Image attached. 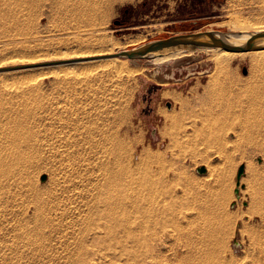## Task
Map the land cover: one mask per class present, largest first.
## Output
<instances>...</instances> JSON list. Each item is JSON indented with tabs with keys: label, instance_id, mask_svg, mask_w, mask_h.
I'll return each mask as SVG.
<instances>
[{
	"label": "rangeland",
	"instance_id": "1",
	"mask_svg": "<svg viewBox=\"0 0 264 264\" xmlns=\"http://www.w3.org/2000/svg\"><path fill=\"white\" fill-rule=\"evenodd\" d=\"M21 1L0 0V67L16 65L15 63L19 62L67 59L78 54L92 53L105 47V41L113 36L124 41L123 48H126L152 38L175 33L236 29L232 23L235 16L242 21L264 26V0H111L110 7L107 1L103 0L90 21L81 16L79 19L75 15L72 16L58 0L55 2L32 0L33 4L31 0L28 3V0L20 3ZM18 3L20 9H17ZM16 18L19 22L23 20L25 23L23 21L18 23ZM22 22L24 28L20 25ZM19 28H23V31ZM215 52L198 49L191 52L188 57L179 59L168 57L163 61L149 58L128 59L124 65L120 64L122 71L120 67L109 69L97 66L101 61L36 65L22 68L20 71H0V145L2 147L0 160L1 162L6 160L0 164V167L6 163L4 167L6 173H3L1 179L9 180L4 182L8 183L7 186L6 184L0 186V264H126L128 259L135 261V258L136 261L132 262L135 264L140 258L145 260L143 264H160V262L161 264H197L199 261L201 262L198 264L202 262L203 264H263L264 56L251 57L246 54L236 57L230 64L223 61L217 64L218 54ZM15 58H18L17 61H14ZM126 66L133 67L126 68ZM133 68L134 70L137 68L136 72L129 70ZM166 71L167 73L164 74ZM35 77L39 79L33 80ZM163 90L166 92L175 90V93H180L178 96L180 95L181 99L170 97ZM203 93H207L206 103L201 97L204 96ZM197 94L201 96L198 97ZM196 98L200 101L196 102ZM182 99L189 103L184 104L180 101ZM211 99L213 102H210ZM168 101H171V107L168 106ZM194 101L195 106H193ZM189 109L191 111H188ZM195 113L196 115L192 116ZM25 127L29 128L25 131ZM97 130L98 133L101 131L99 134L102 135L96 134ZM26 132L27 135L31 133L28 135L29 138ZM20 133H22L21 137ZM10 135H15L14 139ZM1 140H9V143L5 146ZM16 140L18 142L20 140L22 147ZM106 141L107 145L104 144ZM92 148L98 152H93ZM101 150L107 153L110 151L108 159L111 156L109 159L111 163L108 161L110 163L108 173L105 168H100L102 165H96V155L102 152ZM115 151L125 154H122L125 158L121 156L124 163L126 162V166L123 163L125 170L121 169L122 185L124 181L127 186L138 182V185L136 182L131 189L129 186L124 187L125 185L122 187V196H125L121 198L124 202L121 203L122 208L119 207L122 212L117 208L116 210L113 207L115 201H112L111 205L109 199H106V203L114 209L112 208V211L111 208L106 207L104 203L106 197L99 195L103 194L99 193L100 189L104 188L103 184L106 183L108 187L110 175L116 177L119 174V167L114 165ZM3 153L9 157L2 155ZM18 154L20 155L17 156ZM10 162L16 167L14 172ZM88 162L94 165L86 169ZM142 163L143 169L140 165ZM251 163H254L257 169L251 170L249 166ZM242 164H245V172L238 180V170ZM164 165L166 168L161 169L160 166L164 168ZM202 166L206 167L205 172L198 170ZM127 167H132L130 172ZM149 168V172H152L146 175L144 170ZM126 171L128 176L125 175ZM96 172L101 176L96 175ZM162 174L163 178L160 177ZM43 175H46L44 180ZM130 175L134 176L130 177L133 183L126 178ZM147 176L150 181H146ZM106 177L108 179H105ZM100 178L107 181L104 182ZM134 178H137L135 182ZM257 179H260V183ZM98 182L103 187L97 185ZM114 182L116 183L115 180ZM157 185L158 189L155 187ZM261 185L263 187H258ZM135 186L138 190L140 189L138 186H143V192L146 189L149 192L145 191L142 195L141 189V201L137 194L139 192L133 193ZM145 186H149L151 191ZM256 187L259 188L258 192L262 190L263 192L258 193ZM129 189L130 192H127ZM152 189L153 192L156 189L157 196ZM216 191L219 195L218 200L215 198ZM36 195H41L46 200L50 199V206L45 208V211L37 208ZM126 196L127 199L131 196L132 200L129 198L130 200L126 201ZM133 198H138L136 200L142 203ZM142 198L148 202H143ZM151 200L154 202L152 203ZM205 200L207 201L204 202ZM136 202L139 205L135 204ZM143 203L149 205L146 206V210L145 206L140 207L144 205ZM125 204L129 206H124ZM160 204L161 207L165 206L164 209L160 210ZM131 205L137 207L133 209ZM204 206L212 209L213 212L205 209ZM123 207L131 210L129 215ZM140 208L145 213L155 209L154 212H150H153L152 214L148 212L142 217ZM107 210H111V213ZM112 212H115L116 217ZM118 212L123 219L119 218L121 216ZM154 213L160 218L156 219ZM194 215L199 219L205 215L202 218L205 220L201 219L198 222ZM113 216L117 219L114 222ZM147 216H150L151 222L153 220L154 225L147 222L150 226L153 225L151 227L146 223L149 220ZM153 216L155 219H152ZM208 217L211 224L203 225L205 221L208 222ZM163 218L166 219L165 222L167 219L171 221L161 223L164 220L160 221V219ZM125 220L127 223H124ZM132 223H137L135 228L132 227ZM159 223L162 225L161 228ZM138 224L140 229L137 228ZM119 225L123 226V229ZM108 226L111 227L107 228ZM141 228L144 230L148 228L149 234L144 230L143 233ZM214 229L216 233L212 235ZM137 230L142 232L135 234ZM160 230L162 233L164 230L166 235L159 233ZM195 231H197L196 236L200 234L199 238L195 236ZM111 232L116 233V237L113 233L111 236ZM127 232L132 236L129 237L130 234H126ZM154 232L159 233L156 234L159 238ZM203 232L206 238L208 235V238H211L206 240L209 243L205 242L207 245L210 244L208 247L204 244L206 250L210 252L204 249L200 256L196 250L193 253L191 244L197 245V241L204 235ZM140 233L144 234H141L142 237L147 234V240L153 239L158 250L153 244L150 247L151 244L147 242L150 245L148 247L140 237ZM133 235L135 238L139 235V241L136 242L142 240L139 245H135L137 239ZM177 235H182L181 237L187 241L179 236L176 237ZM130 238L132 243L129 242ZM160 238L163 241H160ZM112 239L116 241L111 243ZM118 240H121V243L125 241V245L130 244L128 247L132 249L138 246L136 248L138 250L134 248L138 253L133 250L131 259L132 249L126 248L127 245L122 243L124 249ZM140 245H143L141 246L143 249ZM147 247L151 249L152 254L146 249ZM153 247L156 248V252L160 251L156 256ZM122 250L127 256L121 254ZM125 250L127 253L130 250V253L127 254ZM193 254L198 262L190 258L194 257ZM211 254H214V257ZM183 255L187 257L184 259ZM205 257L211 262L205 260ZM187 258H190L188 259L190 262L184 261ZM202 258L205 259L201 260ZM141 260L138 264L143 262ZM129 263L131 262H127Z\"/></svg>",
	"mask_w": 264,
	"mask_h": 264
},
{
	"label": "bare ground",
	"instance_id": "2",
	"mask_svg": "<svg viewBox=\"0 0 264 264\" xmlns=\"http://www.w3.org/2000/svg\"><path fill=\"white\" fill-rule=\"evenodd\" d=\"M24 1H25V0H24ZM46 1H47V0H46ZM50 1H52V0H50ZM53 1L55 2V0H53ZM58 1L61 2V3L58 2L60 5L63 4V6L66 7L65 10H68V11L71 13L72 16L75 15V16H77L78 19H79V17L81 16V18H83V19L86 18V20L88 19V21H90L91 18H92V16L95 14V12L97 13V11H98V9H99V8H98L99 3L102 2L103 0H58ZM106 1H107L106 3L108 4V6L110 7L111 0H106ZM22 2H23V0H22L20 3H22ZM28 2H29V0L27 1V3H28ZM47 2H48V1H47ZM31 3L33 4L32 0H31ZM50 3H51V2H50ZM25 4H26V2H25ZM25 4H23V5H25ZM32 4H30V5H32ZM34 4H35V1H34ZM18 5H19V6H18L19 8H17V9H20V4L18 3ZM23 5H22V6H23ZM27 5H28V4H27ZM27 5H26V6H27ZM10 6H11V5H10ZM12 6H13V5H12ZM16 6H17V4H16ZM16 6H14V7L16 8ZM22 6H21V7H22ZM12 8H13V7H12ZM12 8H11V10H12ZM22 8H23V7H22ZM63 8H64V7H63ZM9 9H10V8H9ZM17 9H16V10H17ZM22 10H23V9H22ZM22 10H21V11H22ZM65 10H64V11H65ZM18 11H19V10H18ZM21 11H20V12H21ZM68 11H67V13H68ZM13 12H15V11L13 10ZM65 12H66V11H65ZM15 13H16V12H15ZM15 13H13L14 16H15ZM18 13H19V12H18ZM68 14H69V13H68ZM17 15H18V14H17ZM69 15H70V14H69ZM64 16H65V15H64ZM15 17H16V16H15ZM67 17H68V16H67ZM67 17H66V18H67ZM18 18H20L19 15H18ZM77 18H76V19H77ZM21 19H23V16L21 17ZM76 19H75V20H76ZM15 20L18 21L17 18H16ZM21 21H23V20H21ZM21 21H20V22H21ZM77 21H78V20H77ZM20 22L18 21V23H20ZM23 22H24V21H23ZM23 22H22V24H20V25H21V26L23 25L22 27L24 28V23H25V22H24V23H23ZM82 22H83V21H82ZM86 22H87V21H86ZM16 23H17V22H16ZM18 23H17V24H18ZM232 23L236 26V27H235L236 29H233V30H242V31H250V30L259 31V30H264V26H260L259 23H250V22H248V21H242V20H240V18H238V16H237V17H236V16L233 17V19H232ZM20 25H19V26H20ZM23 28H22V29H23ZM19 29H21V28H19ZM22 29H21V30H22ZM212 30H215V29H208V31H212ZM22 31H23V30H22ZM199 31H202V30H199ZM130 41H131V40H130ZM127 42H128V40H127ZM136 44H139V43H136ZM136 44H134V45H136ZM124 45H125V42H124V41H122L119 37H114V36H113V37H111L110 39H108V40L105 41V47H102V48H100V49H98L97 51L92 52V53H83V54H78V55L70 56V57L67 58V59L70 60V61L60 62L59 64H63V63H65V64H79V63L90 62V61H91V62H93V61H101L100 63L97 64V66H99V67L102 66V67L109 68V69H113V68H116V67H118V68L120 67V68H121L122 65H120V64H123V65H124V62L127 61L128 59H130V60H136V58H122V57H118V56H115V57H105V56H106V55H109V54H112V53H115L116 51H118V50H120V49H123V47H125ZM132 46H133V45H132ZM198 49L216 51L215 53L218 54V57H216L217 64H218V62H220V63H223V62L226 63V62H227V64H228V63L230 64V63H231L236 57H238V56H244V55H246V54H247V55L249 54L251 57H257L258 55H263V56H264V47H262V48H240V47H228V46H220V45H195V46H190V47H186V48H178V49H175V50L167 51V52H165V53L155 55L153 58H149V59H155V60H160V61H163V60H165V59L168 58V57H174V58H176V59H179V58H181V57H188V56H190V53H191V52L196 51V50H198ZM105 50H106V51H105ZM17 59H18V58H15L14 61H17ZM48 60H49V61H48ZM55 60H61V59H46V60H40V61L19 62V63H15V64H16V65H30V66L41 65V66H43V65H50V63H47V62H51V61H55ZM130 60H129V61H130ZM146 60H147V59H146ZM155 60H154V61H155ZM222 61H223V62H222ZM125 63H126V62H125ZM127 63H128V62H127ZM52 64H53V63H52ZM59 64H58V63H54V65H59ZM128 64H129V63H128ZM128 64H127V65H128ZM222 65H223V64H222ZM9 66H14V65H9ZM30 66H29V67H30ZM128 67H129V66H128ZM128 67L126 66V68H128ZM131 67H133V66H131ZM131 67H129V68H131ZM145 67H146V66H145ZM138 68H139V67H138ZM20 69H22V68L2 70L1 72H7V71H20ZM124 69H125V67H124ZM136 69H137V68H136ZM136 69L134 70V68H133L132 70H131V69H129V70H130V71H133V70H134V71L136 72ZM140 70H142V68H141ZM140 70H139V71H140ZM118 71H119V69H118ZM120 71H122V68H121ZM140 72H142V71H140ZM166 73H167V71H166L164 74H166ZM212 77H214V76H212ZM38 79H39V78H36V77H35L33 80H38ZM167 90H168V89H167ZM207 90H208V89H207ZM163 91L166 92V90H163ZM206 92H207V91H206ZM209 93H211V92H209ZM166 94H167L168 96H170V97H174V98L176 97L177 100H178V99H181V98H180L181 96H180V95L178 96V94H180V93H178V94H177V92L175 93V90H174L173 92H172V91H170V92L168 91V92H166ZM203 94H204V93H203ZM203 94H202V95H203ZM215 94H216V93H215ZM162 95H163V94H162ZM197 95H198V97L201 96V94H197ZM197 95H196V96H197ZM206 95H207V93L204 94V96H201V97H203V100L205 99L204 102L206 101V98H205ZM207 97H208V99H209V98H210V95L207 96ZM211 97H212V94H211ZM183 98H184V97H183ZM212 99H213V98H212ZM212 99H211V100H212ZM184 100H185V98H184ZM196 100H197L196 102L200 101V100L197 99V98H196ZM201 100H202V99H201ZM211 100H210V102H213V100H212V101H211ZM180 101H183V99L180 100ZM183 102H184V101H183ZM185 102H187V100H186ZM185 102H184V104H185ZM187 103H189V101H188ZM205 103H206V102H205ZM181 104H183V103L181 102ZM188 105L190 106L191 104H188ZM183 106H185V105H183ZM193 106H195V101H194ZM183 108H184V107H183ZM183 108H182V109H183ZM186 108L188 109L187 106H186ZM0 109H1V108H0ZM187 109H186V110H187ZM190 109H191V108H190ZM190 109H189L188 111H191ZM195 109H196V108H195ZM183 110H185V109H183ZM162 111H163V110H162ZM196 111H198V110L196 109ZM196 111H195V112H196ZM163 112L165 113V111H163ZM185 112H186V111H185ZM192 112H193V110H192ZM185 114H186V113H185ZM190 114H191V113H190ZM167 115L170 116V114H167ZM194 115H196V113L193 114L192 116H194ZM190 116H191V115H190ZM194 120H195V119H194ZM194 120H193V121H194ZM195 121H196V120H195ZM195 121H194V123H195ZM190 122H191V121H190ZM188 123H189V122H188ZM191 123H192V125H194L193 122H191ZM20 124H21V123H20ZM185 124H186V123H185ZM186 125H188V124H186ZM186 125H184V127H185ZM18 126H19V124H18ZM21 126H22V125H21ZM21 126H20V127H21ZM23 126H24V125H23ZM3 127H4V126H3ZM187 127H188V126H187ZM190 127H192V126H190ZM5 128H6V126H5ZM5 128H3V129H5ZM28 128H29V127H28ZM28 128L25 127V131H26V129H28ZM92 128H93V127H92ZM185 128H186V127H185ZM21 129H22V128H21ZM183 129H184V128H183ZM19 130H20V129H19ZM98 130H99V129H98ZM98 130H97L96 134L98 133ZM100 130H101V129H100ZM102 130H103V129H102ZM20 131H21V130H20ZM23 131H24V129H23ZM181 131H182V130H181ZM183 131H184V130H183ZM100 132H101V131H100ZM100 132H99V133H100ZM105 132H108V131L105 130ZM10 133H11V132H10ZM14 133H15V131H14ZM14 133H13V134H14ZM23 133H24V132H23ZM99 133H98L99 136L102 135V134H99ZM102 133H103V132H102ZM108 133H109V132H108ZM185 133H186V132H185ZM7 134H8V133H7ZM21 134H22V133H20V137H21ZM24 134H25V133H24ZM30 134H31V133H30ZM30 134L28 133V135H30ZM105 134H106V133H105ZM181 134H182V133H181ZM183 134H184V133H183ZM183 134H182V135H183ZM26 135H27V132H26ZM26 135H25V136H26ZM28 135H27V136H28ZM188 135H189V132H188L187 136H188ZM5 136H7V135H5ZM13 136H15V135H12V136L10 135L11 138H13ZM16 136H17V135H16ZM107 136H108V134H107L105 137L107 138ZM29 137H30V136H28V138H29ZM91 137H92V136H91ZM101 137H102V136H101ZM101 137H96V138L98 139V138H101ZM103 137H104V136H103ZM105 137H104V138H105ZM109 137L111 138V136H109ZM4 138H5V137H4ZM8 138H9V136H8ZM17 138L19 139V136H18ZM23 138H24V136H23ZM25 138H26V137H25ZM28 138H27V139H28ZM106 138H105V139H106ZM9 139H10V138H9ZM13 139H14V138H13ZM27 139H26V140H27ZM91 139H92V138H91ZM102 139H103V138H102ZM108 139H109V138H108ZM20 140H22V138H21ZM20 140H19V142L16 140V141L19 143V145H20ZM29 140H30V139H29ZM1 141H2V140H1ZM12 141H13V140H12ZM12 141H11V142H12ZM14 141H15V140H14ZM27 141H28V140H27ZM90 141H91V140H90ZM90 141H89V142H90ZM98 141H99V140H98ZM100 141H101V140H100ZM104 141H105V140H104ZM111 141H112V139H111ZM22 142H23V141H22ZM94 142H95V141H94ZM94 142H93V143H94ZM108 142H109V141H108ZM8 143H9V140H8V141H7V140H3V141H2V144H4L5 146H6V144H8ZM13 143H15V142H13ZM18 143H17V144H18ZM24 143H25V142H24ZM105 143H107V141L104 142V144H105ZM111 143H112V142H111ZM120 143H121V142H120ZM114 144H115V146L117 145V144H116V141H115ZM118 144H119V143H118ZM9 145H10V144H9ZM9 145H7V146L9 147ZM19 145H17V146H19ZM93 145H94V144H93ZM105 145H107V144H105ZM109 145H110V144H109ZM112 145H113V144H112ZM112 145H111V146H112ZM120 145H121V144H120ZM122 145H123V144H122ZM14 146H15V144H14ZM20 146H21V145H20ZM90 146H91V144H90ZM94 146H95V145H94ZM96 146H97V145H96ZM98 146H99V145H98ZM118 146H119V145H118ZM11 147H12V146H11ZM21 147H22V146H21ZM21 147H20V148H21ZM122 147H123V146H122ZM0 148H2L1 145H0ZM4 148H5V147H4ZM9 148H10V147H9ZM23 148H24V147H23ZM93 148H94V147H93ZM93 148H92V149H93ZM96 148H97V147H96ZM98 148H99V147H98ZM102 148H104V147H102ZM107 148H108V150H109V147H108V146H107ZM110 148H111V147H110ZM114 148H115V147H114ZM116 148H117V147H116ZM17 149H19V147H18ZM21 149H22V148H21ZM21 149H20V150H21ZM94 149H95V148H94ZM94 149L92 150L93 152L96 151V150H94ZM99 149H101V147H100ZM104 149H105V148H104ZM117 149H118V148H117ZM15 150H16V147H15ZM20 150H19V151H20ZM108 150H107V151H108ZM120 150H121V148H120ZM13 151H14V149H13ZM25 151H26V150H25ZM101 151H102V152H100V153L98 154L99 156L96 155V156H97L96 165H99V164L102 165L100 168H101V169H102V168H105L106 170H105V169H104V170L107 171V173H108V169H110V168H109V167H110L109 164L111 163V160L109 161V159L111 158V156H110V158L108 159V155H109L108 153L111 151V149H110V151H109L108 153H107L106 151H104V150H101ZM122 151H123V150H122ZM17 152H18V151H17ZM20 152H21V151H20ZM20 152H19V153H20ZM22 152H23V151H22ZM96 152H98V151H96ZM124 152H125V149H124ZM26 153H27V152H25V154H26ZM0 154H1V153H0ZM6 154H7V153H6ZM14 154H15V159H16V153H14ZM23 154H24V153H23ZM112 154H113V153H112ZM115 154H116V157H115L114 165L119 167V172H118L119 174L117 173L118 175H116V177H115V176H112V175H110V177L108 176V177H109V183L107 182V183H108V187H107V184H106V183H105V185L103 184V186H104L103 190H102V188H101V187H103V186L101 185V184H102V180H103L102 178H103V177L100 178V179H102V180H101V184H99L100 182H98L97 185H101V187L99 186V187L101 188V189H100L101 191H99V188H98L97 190L99 191V193L102 192L103 194H105V195H103V194H99L100 196H104V198L106 197L104 203L107 202L106 199H109V203H110V200H111V205H112V201H113V202L115 201L113 207H114L115 209L117 208V209L120 210L119 207L122 208V206H123V205L121 204V203L123 202V201L121 200V198L123 199V198L125 197V196H122V187H123L124 185H125L124 187H126L127 185L125 184L126 181H124L125 183H124V185H122V177H123L122 174H123V172L121 171V169H124L125 167H123L124 160H123V158H122L121 156H123L122 154H124V153H119V151H117V152L115 151ZM119 154H121V155L119 156ZM2 155L6 156L4 153H3ZM11 155H12V154H11ZM19 155H20V154H18L17 156H19ZM124 155H125V154H124ZM96 156H95V157H96ZM6 157H9V155L6 156ZM23 157L25 158V155H23ZM123 157L125 158V156H123ZM2 158H4V157H2ZM12 158H13V157H12ZM19 158H20V157H19ZM24 158H23V159H24ZM15 159L13 158V160H15ZM20 159H21V158H20ZM23 159H22V160H23ZM113 159H114V158H113ZM113 159H112V160H113ZM10 160H11V159H10ZM2 161H3V160H2ZM18 161H19V159H18ZM108 161H109L110 163H109ZM158 161H159V160H158ZM158 161H156V162H158ZM160 161H161V160H160ZM4 162H6V160H4L3 162H1V160H0V164H1V163H4ZM7 162H9V161H7ZM21 162H22V161H20V163H21ZM23 162H25V161H23ZM99 162H101V163H99ZM149 162H150V161H149ZM149 162H148V163H149ZM152 162H153V161H152ZM10 163H11V165H13L12 162H10ZM13 163H14V162H13ZM16 163L19 164V162H16ZM16 163H15V164H16ZM158 163H159V162H158ZM5 164H6V163H5ZM5 164L2 165L3 167H0V184H1L0 186H1V187H3V185L6 184V183H4V182H6V181L8 180L7 178L5 179V181H4L3 179H1L2 176H3V173H4V174L6 173V168H4V167H6ZM17 164H16V165H17ZM21 164H22V163H21ZM21 164H20V165H21ZM125 164H126V162L124 163V165H125ZM164 164H165V163H164ZM11 165H10V166H11ZM20 165H19V166H20ZM24 165H25V164H24ZM93 165H94V164H93L92 162H88V163H87V167H86V169L92 167ZM108 165H109V167H108ZM140 165H142V168H141V169H143V168H144V167H143V163L140 164ZM144 165H145V164H144ZM146 165H147V163H146ZM151 165H152V163H151ZM151 165H150V167H151ZM158 165H159V164H158ZM161 165H163V164H162V161H161ZM0 166H1V165H0ZM14 166H15V165L12 166V168H14V169L12 170L13 172L15 171V168H16V167H14ZM112 166H113V164H112ZM125 166H126V165H125ZM249 166H250V168H252L251 170L257 169V167H256V165H255L254 163L249 164ZM21 167H22V166H21ZM95 167H96V166H95ZM98 167H99V166H98ZM98 167H97L96 170H98ZM113 167H114V166H113ZM145 167H147V166H145ZM148 167H149V164H148ZM160 167H161V169H165V168H166V165H164V168H162L163 166H160ZM160 167H159V168H160ZM9 168H10V167H9ZM18 168H19V169H22V168H20V167H18ZM100 168H99V169H100ZM127 168H129L128 171L130 172V170H131L132 167H127ZM154 168H155V167H154ZM154 168H153V170H154ZM4 169H5V170H4ZM112 169H114V168H112ZM141 169H139L138 172H140ZM145 169H146V168H145ZM124 170H125V169H124ZM151 170H152V168H151ZM10 171H11V169H10ZM105 171H103V172H105ZM112 171H113V170H112ZM128 171H126V173H127ZM145 171H147V172H145ZM149 171H150V168H149L148 170H144V173L147 175V173H151V172H152V171H151V172H149ZM157 171H158V168H157ZM157 171H156V169H155V172H156V173H157ZM7 172H9L8 169H7ZM18 172H20V171H18ZM93 172H94V170H93ZM99 172H100V170H99ZM133 172H134V171H133ZM133 172H132V173H133ZM15 173H16V172H15ZM94 173H95V172H94ZM96 173H97V172H96ZM100 173H101V172H100ZM121 173H122V174H121ZM134 173H135V172H134ZM144 173H142V174H144ZM153 173H154V172H153ZM7 174H8V173H7ZM7 174H6V175H7ZM12 174H13V173H12ZM12 174H11V175H12ZM105 174H106V172H105ZM105 174H104V176H105ZM110 174H111V173H110ZM130 174H131V173H130ZM136 174H137V172H136ZM138 174L141 175V173H138ZM157 174H159V172H158ZM8 175H9V174H8ZM11 175H10V176H11ZM13 175H14V174H13ZM17 175H18V173H17ZM96 175H98V173H97ZM125 175L128 176V173L125 174ZM134 175H135V174H134ZM148 175H149V174H148ZM152 175H153V174H152ZM98 176H101V175H98ZM102 176H103V175H102ZM127 176H126V178H129V182H131V181H130V177H132V176H131V175H130L129 177H127ZM137 176H138V175H137ZM263 176H264V175H263ZM4 177H5V176H4ZM7 177H8V176H7ZM11 177H12V176H11ZM113 177H114V178H113ZM133 177H134V176H133ZM133 177H132V178H133ZM139 177H140L141 179L144 180V178H143L142 176H139ZM154 177H156V176H154ZM158 177H159V176H158ZM160 177L163 178V174H162V176L160 175ZM258 177H259V175H258ZM258 177H257V178H258ZM260 177H261V176H260ZM9 178H10V177H9ZM97 178H98V177H97ZM124 178H125V177H124ZM132 178H131V179H132ZM56 179H57V178H56ZM105 179H108V178L106 177ZM136 179H137V178H134V182H135ZM149 179H150V178H149ZM149 179H148V176H147L146 181L149 180ZM156 179H157V178H155V180H156ZM160 179H161V178H160ZM260 179H262V177H261ZM260 179H259V180H260ZM263 179H264V177H263ZM98 180H99V178H98ZM114 180L116 181V183L114 182ZM123 180H124V179H123ZM152 180H154V178H153ZM259 180L257 179L258 183H260ZM8 181H9V180H8ZM58 181H59V180H58ZM103 181L105 182V181H107V180H103ZM132 181H133V180H132ZM139 181H140V180H139ZM149 181H150V180H149ZM158 181H159V180H158ZM158 181H157V182H158ZM163 181H164V180H163ZM255 181H256V180H255ZM263 181H264V180H262V182H263ZM136 182H137V181H136ZM136 182H135V183L131 182V183H133V185H131V184L128 185V186L130 187V189H131V186H134V184H136ZM140 182H141V181H140ZM143 182H144V181H143ZM143 182H142V184H143ZM153 182H154V181H153ZM157 182H156V183H157ZM160 182H161V181H160ZM160 182H159V183H160ZM147 183H148V182H147ZM159 183H158V184H159ZM161 183H162V182H161ZM161 183H160V184H161ZM7 184H8V183H7ZM7 184H6L5 186H7ZM90 184H91V183H88V185H90ZM142 184H140V185H142ZM149 184H150V183H149ZM151 184H154V183H151ZM88 185L86 184L87 187H88ZM94 185H96V183H94ZM94 185H93V186H94ZM136 185H138V182H137ZM145 185H147V184H145ZM154 185H155V184H154ZM154 185H152V186H154ZM256 185H258L257 182H256ZM84 186H85V184H84ZM128 186H127V187H128ZM143 186H144V184H143ZM143 186H138V187H140L139 190H138V189L136 188V186H135L136 189H134V191H133V193H134V192H139V193H137V194H139V196L136 195V197L138 196L139 199L141 198L142 195H144V192L147 190L146 188L150 189V187H149L150 185H149L148 187L145 186V187H146V188H145L146 190L143 192V189H142ZM161 186H163V185L161 184ZM1 187H0V188H1ZM90 187H92V186H90ZM155 187L157 188L158 185L155 186ZM258 187H263V186L261 185V186H258ZM4 188H5V187H4ZM7 188H8V187H7ZM133 188H134V187H133ZM133 188H132V189H133ZM159 188H160V187H159ZM161 188H162V187H161ZM2 189H3V188H2ZM8 189H9V188H8ZM8 189H6V190L8 191ZM82 189H83V188H82ZM86 189H87V188H86ZM90 189H91V188H90ZM123 189L126 191L125 188H123ZM130 189H129V191H127V192H130ZM141 189H142V193H143V194L140 192ZM157 189H158V188H157ZM216 189H217V188H216ZM255 189H257V187H256ZM262 189H263V188H262ZM3 190H4V189H3ZM124 190H123V191H124ZM135 190H137V191H135ZM258 190H259V188L257 189V192H258ZM98 191H97V193H98ZM149 191H151V189H150ZM155 191H156V189L154 190V192H155ZM193 191H194V190H193ZM193 191H192V193H193ZM214 191H215V190H214ZM217 191H218V190H217ZM217 191H216V196H217V197H215L216 199L219 197V195L217 194ZM260 191H261V189H260ZM3 192H4V191H3ZM3 192H1V194H2ZM146 192H148V191H146ZM152 192H153V189H152ZM152 192H151V194H152ZM154 192H153V193H154ZM159 192H160V191H159ZM159 192H157V193L159 194ZM194 192H195V191H194ZM261 192H263V190H262ZM261 192H258V193H261ZM77 193H78V192H77ZM92 193H93V192H92ZM92 193H91V194H92ZM123 193H124V192H123ZM125 193H126V192H125ZM140 193L142 194L141 196H140ZM148 193H149V192H148ZM190 193H191V192H190ZM196 193H197V191H196ZM75 194H76V193H75ZM214 194H215V193H214ZM94 195H95V193H94ZM130 195H131V193H130ZM134 195H135V194H134ZM147 195H148V194H147ZM149 195H150V194H149ZM155 195L157 196L156 192H155ZM196 195H197V194H196ZM36 196H37V195H36ZM145 196H146V195H145ZM145 196H144V198L147 199L148 196H147V197H145ZM153 196H154V195H153ZM98 197H99V196H98ZM132 197H133V195H132ZM132 197H131V196H130V197L128 196V199H127V196H126V199H127L126 201L130 200ZM134 197H135V196H134ZM154 197H155V196H154ZM158 197H159V196H158ZM158 197H156V198H158ZM197 197H198V196H197ZM259 197H260V194H259ZM259 197H258V198H259ZM262 197H264V196H262ZM35 198H36V197H35ZM45 198H46V197H45ZM100 198H101V197H100ZM129 198H130V199H129ZM138 198H133V200H136V199H138ZM144 198H142V200H143ZM194 198H195V197H194ZM47 199H48V198H47ZM146 199H144L145 201L143 200V202H146V201H147ZM150 199H152V198H150ZM153 199H154V198H153ZM153 199H152V200H153ZM196 199H197V198H196ZM216 199H215V200H216ZM218 199H219V198H218ZM218 199H217V200H218ZM261 199H262V198H261ZM52 200H53V199H52ZM117 200H118L119 202H117ZM131 200H132V199H131ZM152 200H151V202H152ZM158 200H159V199H158ZM158 200H156V201H158ZM212 200H214V199H212ZM217 200H216V201H217ZM263 200H264V199H263ZM263 200H262V201H263ZM49 201H50V199H49V200H46V199H44L41 195H38L35 204H36V206H37L38 209H41V210H44V211H45V208H48V206H50V205H49V203H50ZM124 201H125V200H124ZM136 201H137V200H136ZM140 201H141V199H140ZM140 201H137V202H140ZM162 201H163V200H162ZM162 201H161V204H162ZM200 201H201V200H200ZM206 201H207V200H205L204 202H206ZM221 201H222V200H221ZM259 201H260V198H259ZM132 202H134V201H132ZM137 202H136L135 204H138ZM147 202H148V201H147ZM151 202L149 201V203H151ZM153 202H154V201H153ZM153 202H152V203H153ZM202 202H203V201H202ZM202 202H200V203H202ZM212 202H213V201H212ZM214 202H215V201H214ZM109 203H108V204H109ZM123 203H124V202H123ZM126 203H127V202H126ZM140 203H142V202H140ZM155 203H156V202H155ZM158 203H159V201H158ZM158 203H157V204H158ZM216 203H217V202H216ZM219 203H220V202H219ZM51 204H52V201H51ZM129 204H130V203H129ZM143 204H144V203H143ZM157 204H156V205H157ZM161 204H160V210L164 209L163 207H165V206H162V207H161ZM203 204H205V203H203ZM203 204H202V205H203ZM212 204H213V203H212ZM105 205H107V203H106ZM111 205H107L106 207L111 208V207H110ZM126 205H127V204H125L124 206H126ZM132 205H133V204H132ZM132 205H131V206H132ZM138 205H139V204H138ZM152 205H153V204H152ZM154 205H155V204H154ZM202 205H201V206H202ZM214 205H216V204L214 203ZM128 206H129V205H127V207H128ZM131 206H130V207H131ZM142 206H143V207L145 206V210H146V206H149V205H145V204H144V205H140V207H142ZM201 206H200V207H201ZM206 206H208V205L206 204ZM113 207H112V208H113ZM130 207H129V208H130ZM132 207H133V206H132ZM134 207H137V206H134ZM134 207H133V209H134ZM138 207H139V206H138ZM157 207H159V206H157ZM204 207H205V206H204ZM112 208H111V210L113 211L114 208H113V209H112ZM155 208H156V206H155ZM155 208H154V209H155ZM161 208H162V209H161ZM212 208H213V207H212ZM214 208H215V207H214ZM216 208H218L217 205H216ZM38 209H37V210H38ZM117 209H116V210H117ZM123 209H126V210L129 212L128 215L130 214L131 210H128V209L125 208V207H123ZM150 209H152V206L150 207ZM154 209H153V210H154ZM158 209H159V208H158ZM158 209H157V210H158ZM205 209H207V207H205ZM205 209H204V210H205ZM111 210H110V211H111ZM119 210H118V211H119ZM135 210H136V208H135ZM139 210L142 212L141 208H140ZM143 210H144V208H143ZM145 210H144V211H145ZM153 210H151V211H153ZM160 210H159L158 212H160V214H161V211H160ZM201 210H202V209H201ZM204 210H203V211H204ZM207 210H211V212H213L212 209H207ZM107 211H109V210H107ZM110 211H109V212H110ZM127 211H125V212L127 213ZM132 211H134V210H132ZM151 211H150V212H151ZM199 211H200V210H199ZM119 212H122V210H120ZM119 212H118V213H119ZM148 212H149V211H148ZM148 212H146V213H148ZM150 212H149V214H152L154 211H153L152 213H150ZM200 212H201V211H200ZM43 213H44V212H43ZM110 213H111V212H110ZM126 213H124V214H126ZM134 213H135V212H134ZM134 213H133V214H134ZM136 213H137V212H136ZM146 213H145V212H142V217H143V214H146ZM155 213H156V212H155ZM155 213H154V215H155ZM201 213H202V212H201ZM209 213H210V212H209ZM114 214H115V212H114V213L112 212V215H114ZM140 214H141V213H140ZM206 214H207V213H206ZM118 215L121 216L120 213H119ZM118 215H117V216H118ZM131 215H132V214H131ZM137 215H138V214H137ZM158 215H159V214H158ZM195 215H196V213H195ZM195 215H194V217H195ZM207 215H208V214H207ZM207 215H206V216H207ZM41 216H42V215H41ZM114 216L116 217V214H115ZM114 216L112 217V218H113V222L117 220V219H115ZM139 216H140V215H139ZM150 216H151V215H150ZM150 216H149V217H150ZM160 216H161V215H160ZM203 216H205V215H202V218H204ZM209 216H210V215H209ZM118 217H119V216H118ZM128 217H129V216H128ZM132 217H133V216H132ZM134 217H136V216H134ZM144 217H145V215H144ZM149 217L147 216V218H149ZM155 217H156V219H157L159 216L157 217V215H155ZM194 217H193V218H194ZM200 217H201V216H200ZM42 218H43V216H42ZM119 218H122V219H123V216H121V217H119ZM124 218H125V216H124ZM130 218H131V216H130ZM159 218H160V217H159ZM169 218H170V217H169ZM202 218L199 219V218H196V217H195V219H198V222H200ZM126 219H127V218H126ZM131 219H132V218H131ZM134 219H135V218H134ZM150 219H151V218H149V220H147L146 223L149 221V223H151V224L154 225V223H152L153 220H152V222H151ZM152 219H155L154 216H153ZM118 220H119V219H118ZM136 220L138 221L139 219L136 218ZM142 220H143V219H142ZM162 220H164V218H163V219H160V221H162ZM165 220H166V219H165ZM165 220L162 221L161 223L165 222ZM199 220H200V221H199ZM202 220H205V219H202ZM206 220H207V219H206ZM119 221H120V220H119ZM128 221H129V219H128ZM133 221H134V220H133ZM137 221H136V222H137ZM160 221H159V222H160ZM167 221L170 222L171 219H167ZM167 221H166V222H167ZM191 221H192V220H191ZM117 222H118V221H117ZM121 222H122V221H121ZM125 222L127 223L126 220L124 221V223H125ZM131 222H132V220H131ZM138 222H140V220H139ZM155 222H157V220H156ZM166 222H165V223H166ZM192 222H193V221H192ZM194 222H196V221H194ZM210 222H211V221H209V217H208V222L205 221V222L202 223V224H203V225L206 224V223L211 224ZM212 222H213V220H212ZM128 223H129V222H128ZM161 223H159V225H160L159 227H160V228H161V226H162ZM132 224H133V223H132ZM147 224H148V223H147ZM192 224H193V223H192ZM192 224H191V225H192ZM110 225L112 226V223H111ZM116 225H117V223H116ZM124 225H125V224H124ZM135 225H137V223H136V224L134 223L132 227L135 228ZM138 225H139V226H138L137 228L140 229V228H139V227H140V224H138ZM153 225H151V226H153ZM194 225H195V224H194ZM199 225H200V224H199ZM203 225H202V226H203ZM111 226H108L107 228H110ZM114 226H115V225H113V227H114ZM119 226H121V225H119ZM125 226H126V225H125ZM127 226H128V225H127ZM141 226H142V225H141ZM144 226H146L145 223H144ZM148 226H150V225L148 224ZM151 226H150V227H151ZM195 226H197V225H195ZM207 226H208V225H207ZM213 226H215V225H213ZM213 226H212V229H213ZM113 227L111 228L112 230L114 229ZM115 227H116V226H115ZM121 227H122V229H123V226H121ZM130 227H131V226H130ZM130 227H129V228H130ZM132 227H131L130 229H132ZM146 227H147V226H146ZM146 227H144V228H146ZM154 227H155V226H154ZM154 227H152V228H154ZM156 227H157V226H156ZM193 227H194V226H193ZM197 227H199V226H197ZM197 227H195V228H197ZM208 227H209V226H208ZM117 228L119 229V227H117ZM117 228H116V231H117ZM152 228H151V229H152ZM203 228H205V227L203 226ZM206 228H207V227H206ZM130 229H129V230H130ZM141 229H142V231L144 230L143 228H141ZM147 229H148V228H147ZM147 229L144 230L145 233H146V231H147V233L149 232ZM151 229H150V230H151ZM157 229H158V228H157ZM193 229H194V228H193ZM200 229H202V227H201ZM208 229H209V228H208ZM212 229H210V230H212ZM109 230H110V229H109ZM119 230H120V229H119ZM126 230H127V229H126ZM191 230H192V228H191ZM110 231H111V230H110ZM110 231H108V233H110ZM116 231H114V232H116ZM124 231H125V229H124ZM134 231H135V230H134ZM134 231H133V234H134ZM142 231H138V230H137V231L135 232V234H136L137 232H142ZM144 231H143V233H144ZM151 231H152V230H151ZM154 231H155V230H154ZM160 231H161V230H160ZM201 231H202V230H201ZM203 231L205 232V230H203ZM207 231H208V230H207ZM125 232H126V231H125ZM130 232H131V230H130ZM130 232H129V234H130L129 237L132 236V234H131ZM155 232H157V231H155ZM155 232H154V233H155ZM168 232H169V231H168ZM180 232L183 233L181 230H180ZM185 232H189V231H186V230H185ZM193 232H194V231H192V233H193ZM196 232H197V231H195V236H196ZM199 232H200V231H199ZM204 232H203L202 234H204ZM208 232H210V231H208ZM112 233H113V232H111V236H112ZM116 233H117V232H116ZM116 233H113L114 236H115ZM143 233H140L139 235H140L141 238H143V241H145V243L148 242V243L151 244V246H150V245L147 243V244H148V247H149V246L152 247V244L154 245V247H156V245L154 244V243H156V242H155L153 239H151V240L149 239L150 241L147 240V239H148V238H146V237H147V234H146L145 236H143V237L141 236V234L144 235ZM159 233H162V231L159 232ZM159 233H155L154 235L159 234ZM163 233H164V230H163ZM163 233H162V234H163ZM192 233H189V234H192ZM200 233H201V232H200ZM205 233H206V232H205ZM210 233H211V232H210ZM214 233H216V232H215V229L213 230V234H212V233H211V234L214 235ZM126 234H128V232H127ZM129 234H128V235H129ZM148 234H149V233H148ZM162 234H161L160 236H162ZM170 234H171V232H170ZM174 234H177V233H174ZM178 234H179V232H178ZM202 234H201V236H202ZM211 234H210V236H211ZM109 235H110V234H109ZM128 235H127V236H128ZM139 235H137L138 238H137V237L135 238L134 235H133V237H134L135 239H137V240L135 241V243H136L137 241H139V240H138V239H139ZM165 235H166V234L164 233L163 236H165ZM192 235H194V233H193ZM197 235H198V236H196V237L199 238V235H200V234H197ZM206 235H207V234H206ZM215 235H216V234H215ZM118 236H119V235H118ZM121 236H122V235H121ZM151 236H152V235H150V237H151ZM170 236H172V235H170ZM170 236H169V237L167 236V237L170 238ZM178 236H179V235H177L176 237H178ZM181 236H182V235H181ZM181 236H179V237H181ZM183 236H184V235H183ZM201 236H200V237H201ZM216 236H217V235H216ZM115 237H116V236H115ZM119 237H120V236H119ZM119 237H118V238H119ZM133 237H132V239H133ZM148 237H149V236H148ZM153 237H154V236H153ZM156 237H158V235H156ZM156 237H155V239H156ZM186 237L188 238V236H186ZM189 237H190V236H189ZM196 237H195V238H196ZM208 237H209V235H208ZM208 237L206 238V237H205V234H204V235L198 240L199 242L197 241V245L192 246L193 243L191 244V247H192L193 253H194L195 250H196V252L198 251V252L200 253V256H202V255H201V252L204 251V249L206 250L205 246L207 245V243H209V241L207 242L206 240H207V239H208V240L211 239V238H208ZM113 238H114V237H113ZM118 238H117V239H118ZM124 238H125V236H124ZM151 238H152V237H151ZM158 238H159V237H158ZM158 238H157V239H158ZM161 238H162V237H161ZM161 238H160V241L162 240ZM163 238L165 239V237H163ZM181 238H182V237H181ZM191 238H192V236H191ZM214 238H216V237L214 236ZM132 239L130 238L129 242L131 241V243H132V242H133ZM135 239H134V240H135ZM176 239H178V238H176ZM182 239H183V238H182ZM182 239L179 238L178 240L181 241ZM184 239H185V238H184ZM184 239H183V240H184ZM212 239H213V238H212ZM113 240H114V239L111 240V243H113V242L116 241V240H115V241H113ZM121 240H122V239H121ZM121 240H118V241H120V243H121ZM127 240H128V238H127ZM152 240L154 241L153 243L151 242ZM165 240H168V239H165ZM172 240H173V239H172ZM174 240H175V238H174ZM192 240H194V239H192ZM112 241H113V242H112ZM141 241H142V240H140V242H141ZM162 241H163V240H162ZM185 241H187V240L185 239ZM190 241H191V240H190ZM211 241H212V240H211ZM213 241H214V240H213ZM213 241H212V242H213ZM124 242H125V241H124ZM124 242H122V243H124ZM140 242H138V243H140ZM157 242H158V241H157ZM165 242H167V241H165ZM175 242H176V241H175ZM175 242H174V243H175ZM177 242H178V241H177ZM177 242H176V243H177ZM195 242H196V241H195ZM205 242H207V243H205ZM122 243H121V246H123L124 249H125V246H126V245H127L126 248H129V249L131 248V249H132V247H128V245L130 246V244H126V245H125V243H126V242H125V243H124L125 246H124ZM127 243H128V241H127ZM138 243H136L135 245H139ZM176 243H175V244H176ZM180 243H181V242H180ZM186 243H187V242H186ZM210 243H211V242H210ZM215 243H216V241L214 242V244H215ZM142 244H143V242H142ZM147 244H145V245L147 246ZM159 244H160V243H159ZM159 244H158V245H159ZM204 244H206V245L204 246ZM212 244H213V243H212ZM212 244H211V247H212ZM214 244H213V245H214ZM158 245H157V246H158ZM161 245H163V244H161ZM161 245H159V246H161ZM179 245H180V244H179ZM187 245H190V244H187ZM208 245H210V244H208ZM208 245H207V247H208ZM40 246H41V245H39V247H40ZM43 246H44V244H43ZM141 246H143V245H140V248H142ZM159 246H158V247H159ZM263 246H264V245H263ZM137 247H138V246H136V248H137ZM148 247H147L146 249H149ZM154 247H153V249H154V251H155V249H156L157 247H156V248H154ZM189 247H190V246H189ZM191 247H190V248H191ZM194 247H195L196 249H194ZM203 247H204V248H203ZM211 247H210V248H211ZM134 248H135V247H134ZM134 248H133L132 250L130 249V250H131V253H130V250H129L130 255L133 254L132 251L134 250ZM136 248H135V249H136ZM140 248H139V249H140ZM213 248H214V247H213ZM213 248L211 249L212 251H213ZM124 249H123V250H124ZM142 249H143V248H142ZM144 249H145V248H144ZM207 249H208V248H207ZM123 250H122L123 253H121V254H125ZM136 250H138V249H136ZM140 250H141V249H140ZM140 250H139V251H140ZM157 250H158V248H157ZM159 250H160V249H159ZM260 250H261V249H260ZM262 250H264V247H263ZM262 250H261V251H262ZM143 251H144V250H143ZM150 251H151V249H149V253H150ZM152 251H153V250H152ZM154 251H153V252H154ZM189 251H190V253H191V249H190ZM189 251L187 252V255H188ZM206 251H209V252H210V250H206ZM206 251H205V252H206ZM212 251H211V253H212ZM110 252H111V251H110ZM125 252H126V250H125ZM133 252H136V251L134 250ZM146 252H147V254H148V251H146ZM157 252H160V251H157ZM157 252H156V251L154 252V253H155V256H156V253H157ZM205 252H204L203 254H205ZM111 253H112V252H111ZM111 253H110V254H111ZM126 253H127V252H126ZM129 253H127V254H129ZM136 253H138V252H136ZM140 253H141V252H140ZM144 253H145V252H144ZM199 253H196V254L199 255ZM262 253H263V251H262ZM150 254H152V252H151ZM191 254H192V253H191ZM191 254H190V255H191ZM196 254H195V255H196ZM103 255H104V254H103ZM107 255H108V253H107ZM107 255H106V256H107ZM125 255H126V254H125ZM125 255H123V256H125ZM142 255H144V254L142 253ZM148 255H149V254H148ZM187 255H186V256L183 255L184 259H185V257H187ZM198 255H197V256H198ZM209 255H210V253H209ZM211 255H212V254H211ZM121 256H122V255H121ZM121 256H120V257H121ZM126 256H127V255H126ZM133 256H135V255H133ZM137 256H138V255H137ZM157 256H158V255H157ZM166 256H167V255H166ZM192 256H194V254H193ZM197 256H196V257H197ZM206 256L208 257V254H206ZM212 256L214 257V254H213ZM263 256H264V253H263ZM146 257H147V260H148V256H146V254H145V258H146ZM150 257H151V255H150ZM159 257H160V255H159ZM203 257H204V256H203ZM207 257H205L206 259H205V258H204V259L207 260V261H209L210 259L208 260ZM122 258L124 259L125 257H122ZM132 258H133V257H132V255H131V259H132ZM134 258H135V257H134ZM145 258H144V259H145ZM152 258H153V257H152ZM152 258H150V259H152ZM190 258L194 259L195 256H194V257H190ZM190 258H187V259L184 260V261L187 262V260L190 259ZM198 258H200V257H198ZM210 258H211V260H212V257H211V256H210ZM263 258H264V257H263ZM119 259H120V258H119ZM138 259H139V258H138ZM154 259L156 260V257H154ZM154 259H153V261H154ZM157 259H159V258H157ZM168 259H169V256H168ZM192 259H191V260H192ZM196 259H197V258H196ZM196 259H194L195 262H198V260L196 261ZM204 259L202 258L201 260H204ZM260 259H262V258H260ZM260 259H259V261H263V260H264V259H263V260H260ZM126 260H127V257H126ZM128 260H129V259H128ZM128 260H127V262H131V263H129V264H135V263H132L134 260H133V261H130V260L128 261ZM140 260H141V258H140ZM140 260H139L138 262H140ZM135 261H136V258H135ZM135 261H134V262H135ZM142 261H143V262H142ZM144 261H145V260H141V262H142L141 264H143ZM149 261H151V260H149ZM156 261H157V260H156ZM188 261L190 262V260H188ZM100 262H101V261H100ZM122 262H123V261H122ZM122 262H121V263H122ZM125 262H126V261H125ZM125 262H124V263H125ZM127 262H126V264H127ZM138 262H136V264H138ZM146 262H147V261H146ZM154 262H155V261H154ZM154 262H153V263H154ZM158 262H159V261H158ZM162 262H163V261H162ZM191 262H192V261H191ZM199 262H201V261H199ZM199 262H198V263H199ZM210 262H211V261H209V263H210ZM166 263H167V262H166ZM183 263H185V262H183ZM198 263H197V264H198ZM259 263H260V262H259ZM96 264H99V263H96ZM100 264H101V263H100ZM139 264H140V263H139ZM147 264H148V263H147ZM151 264H152V263H151ZM154 264H155V263H154ZM156 264H158V263H156ZM160 264H161V262H160ZM162 264H163V263H162ZM180 264H181V263H180ZM185 264H186V263H185ZM190 264H192V263H190ZM193 264H194V263H193ZM202 264H203V262H202ZM204 264H205V263H204ZM206 264H208V263H206ZM263 264H264V263H263Z\"/></svg>",
	"mask_w": 264,
	"mask_h": 264
},
{
	"label": "water",
	"instance_id": "3",
	"mask_svg": "<svg viewBox=\"0 0 264 264\" xmlns=\"http://www.w3.org/2000/svg\"><path fill=\"white\" fill-rule=\"evenodd\" d=\"M195 45H220L228 47L240 48H262L264 47V30H233L215 29L212 31H190L170 34L168 36L156 37L139 44L126 47L116 51L115 53L106 55L105 57H122V58H153L155 55L165 53L167 51L178 48H186ZM70 61L68 59L55 60L47 62L50 64ZM30 65H14L0 67V71L8 69L26 68ZM246 71V69H245ZM168 106L171 107V101H168ZM200 172H205L206 167H199ZM245 172V164L240 165L238 170V180ZM46 179V175L42 176Z\"/></svg>",
	"mask_w": 264,
	"mask_h": 264
}]
</instances>
